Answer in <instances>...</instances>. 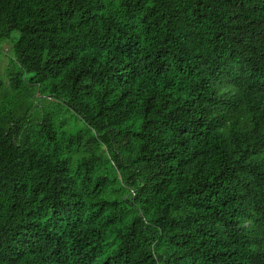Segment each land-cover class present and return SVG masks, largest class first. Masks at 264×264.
<instances>
[{
  "label": "trees",
  "instance_id": "16d2710c",
  "mask_svg": "<svg viewBox=\"0 0 264 264\" xmlns=\"http://www.w3.org/2000/svg\"><path fill=\"white\" fill-rule=\"evenodd\" d=\"M6 43L0 264H264V0H0Z\"/></svg>",
  "mask_w": 264,
  "mask_h": 264
},
{
  "label": "rangeland",
  "instance_id": "374dc122",
  "mask_svg": "<svg viewBox=\"0 0 264 264\" xmlns=\"http://www.w3.org/2000/svg\"><path fill=\"white\" fill-rule=\"evenodd\" d=\"M11 48H12V44H10V43L4 44V51H5L6 54L2 55L1 58H0V69L2 71L5 69V66L7 65V62H8L7 54L10 52ZM58 106H59V104H58ZM63 108L64 107H61V109H63ZM54 115H56L59 118L60 117H62V118H67L68 117V114L65 111H62L61 113L54 114ZM81 124L82 125H79V126H83L84 125V123L82 121H81Z\"/></svg>",
  "mask_w": 264,
  "mask_h": 264
}]
</instances>
